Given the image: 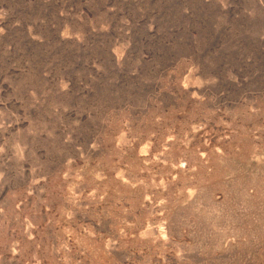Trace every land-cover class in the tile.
I'll return each mask as SVG.
<instances>
[{
  "label": "rangeland",
  "instance_id": "374dc122",
  "mask_svg": "<svg viewBox=\"0 0 264 264\" xmlns=\"http://www.w3.org/2000/svg\"><path fill=\"white\" fill-rule=\"evenodd\" d=\"M0 264H264V0H0Z\"/></svg>",
  "mask_w": 264,
  "mask_h": 264
}]
</instances>
